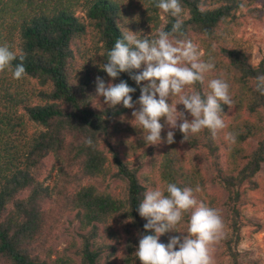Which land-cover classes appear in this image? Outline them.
I'll return each instance as SVG.
<instances>
[{
  "label": "trees",
  "instance_id": "obj_1",
  "mask_svg": "<svg viewBox=\"0 0 264 264\" xmlns=\"http://www.w3.org/2000/svg\"><path fill=\"white\" fill-rule=\"evenodd\" d=\"M180 3L187 17L164 13L155 0H0V45L22 51L26 69L19 80L9 69L0 71V264H106L103 254L108 257L123 243L125 262L140 264L134 255L139 236L155 233H145L147 221L137 211L149 186L129 160L147 148L156 155L153 176L165 194L166 185L174 183L192 188L198 202L225 208L230 233L219 242L231 264H239L241 208L246 191H259L255 177L264 163V94L256 89L264 59L254 65L238 34L249 26L264 30V0ZM177 19L202 59L215 64L204 82L192 85L194 90L206 95L208 81L223 78L233 101L221 106L225 128L215 138L203 130L201 142L193 134L183 142L206 152L214 171L211 180L199 161L185 154L178 128L175 142L167 144L171 129L161 118L162 142L148 145L132 121L138 104L113 108L96 97L99 76L106 84L125 81L135 88V104L143 82L137 85L128 73L109 78L101 69L106 52L124 28L170 31ZM17 63L18 58L12 62ZM178 99L171 96L168 102ZM176 108L184 111L183 105ZM228 132L236 135L235 144L225 139ZM112 182L119 187L112 188ZM210 183L227 193L223 202ZM66 223L76 225L77 238L67 242L75 258L57 247ZM158 242L168 244L165 234Z\"/></svg>",
  "mask_w": 264,
  "mask_h": 264
},
{
  "label": "clouds",
  "instance_id": "obj_2",
  "mask_svg": "<svg viewBox=\"0 0 264 264\" xmlns=\"http://www.w3.org/2000/svg\"><path fill=\"white\" fill-rule=\"evenodd\" d=\"M155 7L174 17L183 12L180 0H155ZM181 29L182 21L177 19L170 31L158 29L156 36L148 39L139 38L137 33L124 28L122 37L107 50L106 63L101 69L109 78L115 80L120 73H128L137 85L143 82L135 104L131 94L136 89L125 81L106 84L102 77L95 78L96 97H102L104 104L113 108L122 104L128 109L139 105V109L132 112V121L142 130V139L148 145L162 142L164 124L160 123L161 118L171 129L164 141L167 144L175 142L173 130L177 128L183 135L182 143L203 130L210 131L215 138L225 128L221 106L233 103L229 84L223 78L209 80L210 91L206 95L195 90L185 92L186 86L204 82L205 74L211 72L215 64L202 59L197 45L185 38ZM17 58L21 63L13 66ZM24 59L22 51L14 52L9 45H0V71L9 69L12 77L19 80L26 75ZM256 89L264 94V75L256 77ZM171 96H177L178 103H169ZM177 104L183 105L184 111H177ZM225 139L232 144L237 141L232 132H228ZM85 142L89 146L93 143L91 138ZM166 193L161 189H149L143 194L137 211L147 221L145 233L151 230L155 234L139 236L135 257L140 264H214L213 246L222 238L224 229L219 211L198 202L192 188L168 183ZM187 212H190L188 234L171 237L167 245L159 243L161 235L175 232Z\"/></svg>",
  "mask_w": 264,
  "mask_h": 264
},
{
  "label": "rangeland",
  "instance_id": "obj_3",
  "mask_svg": "<svg viewBox=\"0 0 264 264\" xmlns=\"http://www.w3.org/2000/svg\"><path fill=\"white\" fill-rule=\"evenodd\" d=\"M184 17H187L188 14L183 11ZM164 23V22H163ZM163 26V25H162ZM160 27L159 29H161ZM158 29H155L153 26H147L138 28L135 30H129L133 33H137V36H147L157 33ZM241 38V43L247 47L250 52L251 62L256 65L262 59H264V30L259 27H247L243 33L238 34ZM185 90L191 92L194 90L192 85L186 86ZM191 119V117H190ZM33 127L29 130L28 136L33 134ZM199 142L203 140L202 134L197 133L193 134ZM252 146L255 145V141L251 140ZM183 150L187 157L191 161L198 160L201 164L202 169L205 174L211 180L214 175V171L211 166V159L207 156L206 152L203 150L195 151L190 148L186 143L182 144ZM150 149L147 148L140 152L136 157L129 160L131 167H140V178L145 181V184L149 186V189H159L158 183L155 181L153 176V168L155 164L156 155H150ZM221 165L224 168L223 160L221 159ZM256 182L259 184V191H246L247 201L245 205L241 208V214L244 221V226L241 228L240 236L241 240L236 247L238 252V262L239 264H264V163L261 166V169L257 176L255 177ZM118 185V186H117ZM119 187V183L111 184V187ZM210 188L221 193V201L223 202L227 196V193L221 190L217 185L212 183L209 184ZM219 213L224 222L223 236L222 238H227L229 236L230 230L227 228V211L221 206L219 208ZM190 216L184 214L182 221L175 227V232L165 233V240L169 242V239L173 236L178 235H187V220ZM187 218V220H186ZM76 225L65 224L60 230V238L57 242V247L60 251H64L65 254L70 255L71 257H76L74 252L70 250L67 246V242L71 240V237L77 238L76 234ZM177 232V233H176ZM126 237H124L125 239ZM78 241V240H77ZM125 241V240H123ZM106 258V264H127L125 258L127 257V252L125 249V244L117 247L115 252L108 257L103 254ZM212 256L214 264H231L230 258L226 254V250L218 241L213 246Z\"/></svg>",
  "mask_w": 264,
  "mask_h": 264
}]
</instances>
